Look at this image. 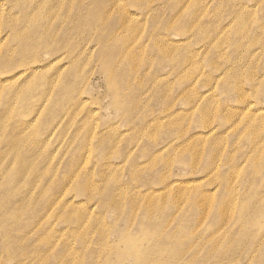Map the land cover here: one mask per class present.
<instances>
[{
    "label": "rangeland",
    "instance_id": "obj_1",
    "mask_svg": "<svg viewBox=\"0 0 264 264\" xmlns=\"http://www.w3.org/2000/svg\"><path fill=\"white\" fill-rule=\"evenodd\" d=\"M0 45V264H264V0H0Z\"/></svg>",
    "mask_w": 264,
    "mask_h": 264
},
{
    "label": "bare ground",
    "instance_id": "obj_2",
    "mask_svg": "<svg viewBox=\"0 0 264 264\" xmlns=\"http://www.w3.org/2000/svg\"><path fill=\"white\" fill-rule=\"evenodd\" d=\"M67 4V3H66ZM20 7V6H19ZM21 8H22V6H21ZM25 8V7H24ZM20 20H22V19H20ZM20 22V21H19ZM23 22V21H22ZM46 22V21H45ZM21 23V22H20ZM23 26V25H22ZM36 27V26H35ZM34 27V28H35ZM40 29V28H39ZM26 35V34H25ZM40 35V34H39ZM46 38V37H45ZM38 39H40L39 38V36H38ZM42 40V39H41ZM40 40V41H41ZM35 41V40H34ZM49 41V40H48ZM36 42H38V41H36ZM36 42L34 43V44H36ZM33 43H31V44H33ZM30 44V45H31ZM40 44V43H39ZM50 45V44H49ZM48 45V46H49ZM1 46V45H0ZM69 46V45H68ZM38 47V46H37ZM47 48V47H46ZM72 50V49H71ZM31 51V50H30ZM74 51V50H73ZM26 52V51H25ZM21 53H22V51H21ZM28 53H29V51H28ZM31 53V52H30ZM24 54V53H23ZM22 54V55H23ZM26 55V54H25ZM24 56V55H23ZM1 65V64H0ZM2 66H4V65H2ZM1 68V67H0ZM6 68V67H5ZM110 71V70H109ZM26 72V71H25ZM34 72V71H33ZM112 72V71H111ZM112 74V73H111ZM113 75V74H112ZM108 78H109V76H108ZM113 78V77H112ZM111 78V79H112ZM122 79V78H121ZM243 81V80H242ZM109 82V81H108ZM245 82V81H244ZM127 83V82H126ZM126 83H125V85H126ZM243 83V82H242ZM120 85V84H119ZM125 85H124V87H125ZM128 85V84H127ZM258 85V84H257ZM261 89V88H260ZM124 90V89H123ZM234 90V89H233ZM264 90V89H263ZM262 93V92H261ZM259 98V97H258ZM129 105V104H128ZM137 106V105H136ZM246 109V108H245ZM126 111V110H125ZM127 111H129V110H127ZM132 113H133V110H132ZM222 119V118H221ZM156 122V121H155ZM162 123H163V121H162ZM224 123V122H223ZM15 138V137H14ZM7 140V139H6ZM10 140H11V138H10ZM9 140V141H10ZM8 141V140H7ZM5 142V141H4ZM9 143V142H8ZM18 144V142L15 144V145H17ZM254 146V145H253ZM10 147V146H9ZM12 149V148H11ZM22 149V148H21ZM3 151H6V150H3ZM7 152H9V150L7 151ZM216 152V151H215ZM3 153V152H2ZM1 153V154H2ZM19 153H21L20 151H19ZM8 154V153H7ZM11 154V153H10ZM187 154V153H186ZM191 154H192V152H191ZM216 154V153H215ZM214 154V155H215ZM6 155V154H5ZM246 155V154H245ZM1 156V155H0ZM216 156V155H215ZM11 157H14V155H13V153H12V156ZM189 157H191V155H189ZM248 157V156H247ZM246 157V158H247ZM6 158V157H5ZM8 158H10V157H8ZM8 158H6V159H8ZM14 158H16V157H14ZM11 159V158H10ZM21 159V158H20ZM181 159V158H180ZM179 159V160H180ZM184 159V158H183ZM186 159H188V158H186ZM15 160V159H14ZM14 160H11V161H14ZM182 160V159H181ZM189 160V159H188ZM198 160V159H197ZM10 161V160H9ZM6 163V162H5ZM11 163V162H10ZM15 163V162H14ZM2 164V162L0 163V166H3V165H1ZM216 164V163H215ZM16 165H18V164H16ZM190 165H191V163H190ZM212 165H214V164H212ZM6 166V165H5ZM4 166V167H5ZM193 166V165H192ZM12 168H13V166H12ZM8 169H11L10 168V165H9V168ZM37 169V168H36ZM6 168H5V170H3L4 171V173H6ZM17 170V169H16ZM248 170V169H247ZM263 172V171H262ZM13 173H15L14 172V170H13ZM12 174V173H11ZM16 174V173H15ZM258 174H259V172H258ZM117 175V174H116ZM31 176H33V175H31ZM75 176V175H74ZM8 177V179H7V181H8V184H15L16 183V181L17 180H15L14 178H16V175H15V177H10L9 178V176H7ZM43 177H44V175H43ZM117 177V176H116ZM250 177V176H249ZM259 177V176H258ZM264 177V176H263ZM39 178V177H38ZM15 180V181H12V180ZM114 179H115V176H114ZM116 180V179H115ZM12 181V182H11ZM32 181H33V179H32ZM75 181V180H74ZM73 181V182H74ZM117 181V180H116ZM18 182V181H17ZM30 182V181H29ZM41 182V181H40ZM43 182V181H42ZM113 182V181H112ZM27 183H28V181H27ZM79 183H80V181H79ZM82 183V182H81ZM110 183V182H109ZM13 184V185H14ZM29 184V183H28ZM30 185V184H29ZM78 185V184H77ZM81 185V184H80ZM39 186V185H38ZM14 187V186H13ZM42 187V186H41ZM76 187H78L79 188V186H76ZM40 188V187H39ZM100 188V187H99ZM13 189V188H12ZM75 189V188H74ZM80 189V188H79ZM36 190H37V188H36ZM41 190V189H40ZM76 190V189H75ZM3 191V190H2ZM8 191V190H7ZM80 191H81V189H80ZM79 190H78V192H80ZM98 191H99V189H98ZM1 192V191H0ZM3 192H5V191H3ZM23 192V191H22ZM76 192V191H75ZM78 192H76V193H78ZM11 193V192H10ZM82 193V192H81ZM16 194H18V193H16ZM48 194V193H47ZM22 195V194H21ZM50 195V194H49ZM5 196V195H4ZM53 196V195H52ZM51 197V196H50ZM3 198V197H2ZM2 198H1V201H3L2 200ZM49 198V197H48ZM53 198V197H52ZM44 199V198H43ZM45 199H46V197H45ZM51 200V199H50ZM49 201V199L47 200V202ZM4 202V201H3ZM13 204V203H12ZM1 205H2V203H1ZM6 205L8 206V204L6 203ZM15 205V204H14ZM47 205V204H46ZM3 207L5 206V204L4 205H2ZM169 206V205H168ZM171 206V205H170ZM261 206V205H260ZM10 207V206H9ZM11 207H13V206H11ZM55 207H58V204H56V206ZM174 207V206H173ZM221 207V206H220ZM1 208V207H0ZM170 208V207H169ZM171 208H172V206H171ZM170 208V209H171ZM190 208V207H189ZM189 208H188V210H189ZM223 208V207H222ZM13 209H14V207H13ZM12 209V210H13ZM52 209V208H51ZM173 209H175V208H173ZM219 209V208H218ZM217 209V210H218ZM33 210H35V209H33ZM168 210V209H167ZM166 210V211H167ZM172 210V209H171ZM176 210V209H175ZM175 210H174V212H175ZM185 210V209H184ZM7 211V210H6ZM6 211H4V212H6ZM1 212H2V209H1ZM30 212V211H29ZM223 212V211H222ZM7 213V212H6ZM41 213V212H40ZM217 213V212H216ZM3 214V213H2ZM145 214H146V212H145ZM160 214H163V210H162V213H160ZM17 215H19V213H14V212H11V210L9 211L8 210V213L6 214V215H4V216H0V230L2 231V232H4L6 235H8L9 233H10V231L13 229V228H16V227H14L15 226V224H17V221H18V218H17ZM26 215V214H25ZM41 215V214H40ZM24 216V215H23ZM158 216V215H157ZM156 216V217H157ZM242 216V215H241ZM144 218H145V216H144ZM153 218V217H152ZM151 218V219H152ZM155 218V217H154ZM168 218V217H167ZM148 219V218H147ZM146 219V220H147ZM157 219V218H156ZM244 220V219H243ZM150 221V220H149ZM246 222V221H245ZM174 223V222H173ZM243 223V222H242ZM18 224H20V223H18ZM28 224V223H27ZM26 224V225H27ZM147 224H149V223H147ZM179 224H181V223H179ZM185 224V223H184ZM21 226L23 225V224H20ZM177 225V224H176ZM244 225H245V223H244ZM30 226H31V224H30ZM142 226V225H141ZM149 226V225H148ZM24 227V226H23ZM46 227V226H45ZM44 227V228H45ZM143 227V226H142ZM179 227V226H178ZM24 228H26V227H24ZM31 228H32V226H31ZM30 228V229H31ZM164 228V227H163ZM18 229V228H17ZM47 229V228H46ZM170 229V228H169ZM188 229V228H187ZM191 229V228H190ZM14 230V229H13ZM35 230V229H34ZM43 230V229H42ZM41 230V231H42ZM78 230V229H77ZM168 230V229H167ZM193 230V229H192ZM22 231V230H21ZM13 232V231H12ZM40 232V231H39ZM147 232V231H146ZM163 232V231H162ZM174 232V231H173ZM191 232V231H190ZM38 233V232H37ZM144 233V232H143ZM169 233H171V232H169ZM29 234V233H28ZM33 234H34V231H33ZM40 234V233H39ZM145 234V233H144ZM181 234H185V233H182L181 232ZM187 234V233H186ZM190 234V233H189ZM31 235H32V233H31ZM194 235V234H193ZM193 235H190V236H193ZM10 236V235H9ZM26 236V235H25ZM87 236V235H86ZM86 236H85V238H86ZM170 236V235H169ZM183 236V235H182ZM186 236V235H185ZM189 236V237H190ZM8 237V236H7ZM29 237V236H28ZM39 237V236H38ZM69 237V236H68ZM23 238V237H22ZM186 239H187V237H185ZM184 238V239H185ZM26 239H27V237H26ZM175 239V238H174ZM80 240V239H79ZM161 240V239H160ZM159 240V241H160ZM190 240V239H189ZM22 241H24L23 239H22ZM81 241H82V239H81ZM166 241V240H165ZM164 241V242H165ZM169 241V240H168ZM189 242V241H188ZM19 243H21V242H19ZM58 243V242H57ZM81 243H83V242H81ZM22 245V244H21ZM67 245V244H66ZM163 245V244H162ZM166 245H167V243H166ZM68 246V245H67ZM159 246H160V244H159ZM64 247H65V245H64ZM163 247V246H162ZM54 248V247H53ZM188 248V247H187ZM28 249V248H27ZM31 249V248H30ZM65 249V248H64ZM83 249V248H82ZM85 249V248H84ZM84 249H83V252H84ZM158 249V248H157ZM161 249V248H160ZM164 249H165V247H164ZM32 250V249H31ZM36 250V249H35ZM48 250V249H47ZM53 250V249H52ZM80 250V249H79ZM159 250V249H158ZM171 250V249H170ZM37 251V250H36ZM39 251V250H38ZM38 251H37V253H38ZM43 251V250H42ZM57 251V250H56ZM59 251V250H58ZM64 251V250H63ZM65 251H66V249H65ZM86 251V250H85ZM172 251V250H171ZM35 252V251H34ZM67 252V251H66ZM73 252V251H72ZM165 252H169L168 251V249H167V251H165ZM177 252V251H176ZM48 253V252H47ZM61 253V252H60ZM78 253V252H77ZM171 253V252H170ZM48 254H50V253H48ZM58 254V253H57ZM75 254H76V252H75ZM86 254V253H85ZM88 254V253H87ZM25 255V254H24ZM23 255V256H24ZM68 255H69V253H68ZM74 255V254H73ZM82 255H83V253H82ZM36 256V255H35ZM41 256V255H40ZM40 256H38V257H40ZM45 256V255H44ZM57 256V255H56ZM66 256V255H65ZM65 256H64V258H65ZM169 256V255H168ZM17 257V256H16ZM15 257V258H16ZM34 257V256H33ZM49 257V256H48ZM51 257V256H50ZM70 257V256H69ZM72 257V256H71ZM70 257V258H71ZM73 257H75V256H73ZM81 257V256H80ZM83 257V256H82ZM99 257V256H98ZM36 258V257H35ZM62 258V257H61ZM66 258H67V256H66ZM76 258V257H75ZM24 259V258H23ZM23 259H20L17 263H15V264H24V263H26L25 262V260H23ZM78 259V258H77ZM81 259V258H80ZM80 259L78 260V261H80ZM14 260V259H13ZM30 260V259H29ZM42 259H40V261H41ZM44 260V259H43ZM63 260V259H62ZM68 260V259H67ZM76 260V259H75ZM87 260V259H86ZM36 262H37V260H35ZM71 261H73V258H72V260ZM89 261V260H88ZM15 262V261H14ZM42 262H44V261H41V263ZM65 261H63V263H64ZM75 262V261H74ZM93 262H94V260H93ZM30 263V262H29ZM60 263V262H59ZM70 263V262H69ZM81 263V262H80ZM85 263V262H84ZM96 263V262H95ZM32 264V263H31ZM44 264H46V263H44ZM71 264V263H70ZM77 264H78V262H77ZM87 264V263H86Z\"/></svg>",
    "mask_w": 264,
    "mask_h": 264
}]
</instances>
